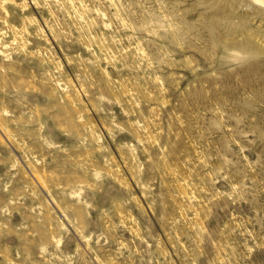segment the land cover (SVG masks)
I'll list each match as a JSON object with an SVG mask.
<instances>
[{"label":"rangeland","instance_id":"1","mask_svg":"<svg viewBox=\"0 0 264 264\" xmlns=\"http://www.w3.org/2000/svg\"><path fill=\"white\" fill-rule=\"evenodd\" d=\"M0 264H264V5L0 0Z\"/></svg>","mask_w":264,"mask_h":264},{"label":"bare ground","instance_id":"2","mask_svg":"<svg viewBox=\"0 0 264 264\" xmlns=\"http://www.w3.org/2000/svg\"><path fill=\"white\" fill-rule=\"evenodd\" d=\"M258 1H260L264 5V0H258Z\"/></svg>","mask_w":264,"mask_h":264}]
</instances>
